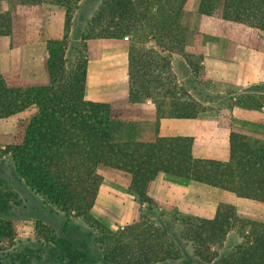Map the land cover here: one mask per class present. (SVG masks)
Listing matches in <instances>:
<instances>
[{"label":"trees","instance_id":"obj_1","mask_svg":"<svg viewBox=\"0 0 264 264\" xmlns=\"http://www.w3.org/2000/svg\"><path fill=\"white\" fill-rule=\"evenodd\" d=\"M39 1L63 8L69 25L81 0ZM190 1L103 0L82 37L83 42L130 39L127 101L129 106L152 101V136H141L131 119L112 105L86 99L84 50L70 64L66 35L48 42L44 83H11L8 74L0 73V120L31 110L13 143L0 154H9L16 174L45 203L66 216L88 220L101 185L98 169L110 167L128 175L127 191L137 204L138 219L115 232L99 227L100 233L92 235L101 264H264V218L245 219L233 205L220 204L211 219H188L180 231L168 222L148 220L157 209L149 191L159 174L231 192L264 208L263 134L231 131L226 160L195 157L190 136L159 135L158 120L194 119L200 113L198 103L178 84L170 58L178 54L187 65L198 60L197 35L182 24ZM197 1L199 14L217 16L222 26L240 29V36L264 33V0ZM7 2L9 9L0 11V36L14 31L16 3ZM149 41L156 48H147ZM232 233L238 242L221 252ZM15 238L14 227L0 221V252ZM52 245L66 264H90L84 249Z\"/></svg>","mask_w":264,"mask_h":264},{"label":"rangeland","instance_id":"obj_2","mask_svg":"<svg viewBox=\"0 0 264 264\" xmlns=\"http://www.w3.org/2000/svg\"><path fill=\"white\" fill-rule=\"evenodd\" d=\"M102 1L81 0L72 10L68 25L64 9L55 4L15 0L13 34L0 36V73L8 74L11 83H44L48 42L66 35L70 64L84 50L85 97L112 105L131 119L141 136H152L155 129L152 101L134 106H129L127 101L130 39L82 40L88 21ZM197 3L191 0L182 24L197 35L198 60L187 65L178 54H171L170 58L178 84L200 107L199 120L195 125L183 121L178 124L173 119L158 120L157 127L161 135L182 133L192 137L193 143L192 134L196 131L197 142L192 148L195 157L226 160V137L231 131L264 135V33L252 31L240 36V29L222 26L217 16L199 14ZM8 9L7 0H0V11ZM153 45L146 43V47ZM30 114L31 110H25L0 120V151L13 143L20 131V122ZM98 174L101 185L90 218H74L45 203L16 174L9 154H0V221L9 222L16 232L11 246L0 252V264H66L52 245L55 242L82 248L90 264H101L99 251L92 246V235L100 233L99 227L112 232L123 229L133 224L139 214L137 204L127 191L126 173L100 167ZM149 196L157 209L148 220L168 222L178 231L186 227L183 222L188 219L213 218L222 203L233 205L245 219L264 218L263 205L258 201L231 198L233 202L228 203L227 191L170 175L159 174L150 186ZM50 240L55 242L50 244L47 242ZM237 242V235L230 234L221 252L228 251Z\"/></svg>","mask_w":264,"mask_h":264},{"label":"crops","instance_id":"obj_3","mask_svg":"<svg viewBox=\"0 0 264 264\" xmlns=\"http://www.w3.org/2000/svg\"><path fill=\"white\" fill-rule=\"evenodd\" d=\"M191 2V1H190ZM198 2V1H197ZM189 6V5H188ZM197 7H198V3H197ZM196 7V8H197ZM125 38H128V37H125ZM149 42H152L154 45L152 46V47H147V48H156V46H155V43L153 42V41H149ZM127 52H128V50H127ZM127 68H128V62H127ZM127 96H128V79H127ZM87 99V98H86ZM88 100V99H87ZM91 101V100H90ZM155 108V107H154ZM162 120H166V119H161L160 121H162ZM197 120H199L198 119V115L196 116V118H194V119H185V120H178V119H173L172 121L173 122H176V123H178V124H180L179 122H182L183 121V123L184 122H186V123H188V124H191V123H193L194 125H195V123L197 122ZM183 134H185V133H183ZM196 134H197V132L195 131L194 132V134H192V135H194L193 137H194V143L192 144V148L193 147H195V144H196V142H197V136H196ZM159 135H161L160 133H159ZM230 135V134H229ZM161 136H187V135H182V133H181V135H161ZM226 147H227V151H228V148H229V137L227 136L226 137ZM194 153V151L192 152V154ZM228 153V152H227ZM199 158H203V157H199ZM215 189H217V188H215ZM228 195L230 196L229 198V200H226L228 203L230 202V203H232L233 202V199H241V198H238V197H236L233 193H231V192H228ZM231 198H233V199H231Z\"/></svg>","mask_w":264,"mask_h":264}]
</instances>
